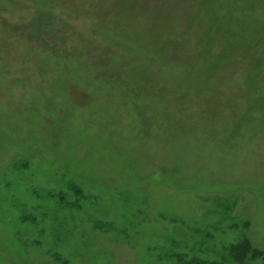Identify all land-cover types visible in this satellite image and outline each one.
<instances>
[{
    "label": "rangeland",
    "instance_id": "obj_1",
    "mask_svg": "<svg viewBox=\"0 0 264 264\" xmlns=\"http://www.w3.org/2000/svg\"><path fill=\"white\" fill-rule=\"evenodd\" d=\"M257 1L0 0V264H264Z\"/></svg>",
    "mask_w": 264,
    "mask_h": 264
},
{
    "label": "trees",
    "instance_id": "obj_2",
    "mask_svg": "<svg viewBox=\"0 0 264 264\" xmlns=\"http://www.w3.org/2000/svg\"><path fill=\"white\" fill-rule=\"evenodd\" d=\"M254 3H260V5L263 6L264 0H258L257 2H254ZM255 12H256V9L250 11L249 17L251 19L249 21L254 20L257 23L256 19H258V18H255V17H259L260 15L258 16ZM260 18H264V17L260 16ZM261 51H264V48H262ZM245 245H247V244H245ZM243 249H241L239 247L236 249L235 248L229 249L227 255H224L220 261L206 262V261H203L201 259H194L191 262H189L188 264H230L232 262V260L237 264H244L246 258L249 256V252H248L249 246L248 245L243 246ZM251 253L253 254L252 255L253 258H255L254 256H256L258 254L256 251H251Z\"/></svg>",
    "mask_w": 264,
    "mask_h": 264
}]
</instances>
